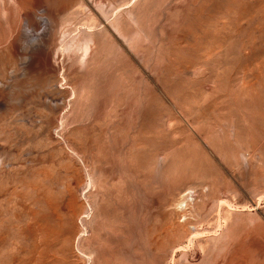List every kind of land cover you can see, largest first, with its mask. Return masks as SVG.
Segmentation results:
<instances>
[{"label": "rangeland", "instance_id": "374dc122", "mask_svg": "<svg viewBox=\"0 0 264 264\" xmlns=\"http://www.w3.org/2000/svg\"><path fill=\"white\" fill-rule=\"evenodd\" d=\"M0 264H264V0H0Z\"/></svg>", "mask_w": 264, "mask_h": 264}]
</instances>
